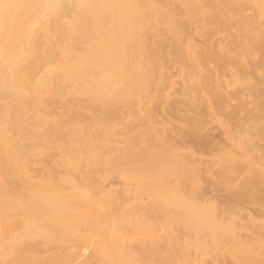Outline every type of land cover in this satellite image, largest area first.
Masks as SVG:
<instances>
[{
	"label": "bare ground",
	"instance_id": "bare-ground-1",
	"mask_svg": "<svg viewBox=\"0 0 264 264\" xmlns=\"http://www.w3.org/2000/svg\"><path fill=\"white\" fill-rule=\"evenodd\" d=\"M251 55L264 62V0H0V264H135L137 226L118 216L135 187L106 191L100 174L256 173L264 137L243 135L264 130V70L251 80ZM225 102L248 117L226 131L232 149L195 164L167 152L185 105L202 136L203 111Z\"/></svg>",
	"mask_w": 264,
	"mask_h": 264
},
{
	"label": "rangeland",
	"instance_id": "rangeland-1",
	"mask_svg": "<svg viewBox=\"0 0 264 264\" xmlns=\"http://www.w3.org/2000/svg\"><path fill=\"white\" fill-rule=\"evenodd\" d=\"M251 57L255 69L249 77L261 83L264 62L260 55ZM4 83L0 75V85ZM244 99L246 110L254 113L251 101ZM229 105L225 102L217 114L203 111L202 136L192 130L194 114L185 105L187 128L171 140L167 152L195 164L199 155L211 159L221 147L232 149L226 131L231 125L244 124L248 117ZM6 107L5 96L0 95V173H5L10 136ZM243 137L258 144L264 130L257 126ZM261 144V157L252 159L256 173H121L115 176L118 179L113 174L98 175L106 191L110 186L135 187L118 215L123 223L137 226L128 238L136 250L135 264H264V181L257 184L252 179L253 175L264 179V141ZM35 162L27 147L22 159L25 171L34 170ZM248 214L263 223H251Z\"/></svg>",
	"mask_w": 264,
	"mask_h": 264
}]
</instances>
